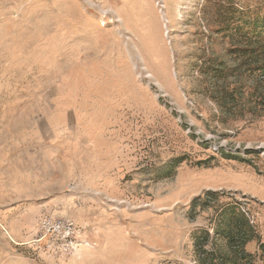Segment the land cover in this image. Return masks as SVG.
<instances>
[{
    "label": "rangeland",
    "instance_id": "374dc122",
    "mask_svg": "<svg viewBox=\"0 0 264 264\" xmlns=\"http://www.w3.org/2000/svg\"><path fill=\"white\" fill-rule=\"evenodd\" d=\"M250 18L264 0H0V264H200L232 208L263 264L264 116L229 98L260 78L220 30Z\"/></svg>",
    "mask_w": 264,
    "mask_h": 264
},
{
    "label": "trees",
    "instance_id": "16d2710c",
    "mask_svg": "<svg viewBox=\"0 0 264 264\" xmlns=\"http://www.w3.org/2000/svg\"><path fill=\"white\" fill-rule=\"evenodd\" d=\"M230 21L231 19L225 20L220 30L227 31L229 37L234 38L237 35L246 41L242 51H234L243 58V62L230 73L236 76L239 69L245 68L247 74L260 78L254 92L245 96L244 92L240 93L239 90L234 89L230 92V101L233 102L234 108L249 107L253 114L264 116V19L250 18L242 25L233 27L229 33ZM225 108L229 109L227 106ZM222 216L224 227H221L217 234L228 241L229 251L226 253L206 251L200 244L198 246L199 253L202 254L200 264H255V258L246 251L247 244L257 238L249 220L235 208L229 209ZM258 257L264 264V244L260 246Z\"/></svg>",
    "mask_w": 264,
    "mask_h": 264
},
{
    "label": "built area",
    "instance_id": "2783aa9c",
    "mask_svg": "<svg viewBox=\"0 0 264 264\" xmlns=\"http://www.w3.org/2000/svg\"><path fill=\"white\" fill-rule=\"evenodd\" d=\"M42 233L56 232L60 234L59 241L62 242V245H65L69 250L75 249L77 246V236L76 230L71 224H66L62 222H53L51 220L45 219L40 224Z\"/></svg>",
    "mask_w": 264,
    "mask_h": 264
},
{
    "label": "bare ground",
    "instance_id": "6f19581e",
    "mask_svg": "<svg viewBox=\"0 0 264 264\" xmlns=\"http://www.w3.org/2000/svg\"><path fill=\"white\" fill-rule=\"evenodd\" d=\"M163 13V12H162ZM165 19V18H164Z\"/></svg>",
    "mask_w": 264,
    "mask_h": 264
}]
</instances>
